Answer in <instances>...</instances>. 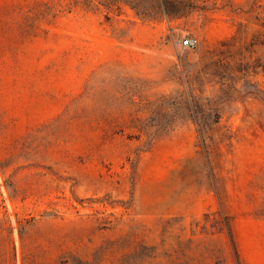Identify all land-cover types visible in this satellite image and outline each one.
Masks as SVG:
<instances>
[{
  "label": "rangeland",
  "instance_id": "rangeland-1",
  "mask_svg": "<svg viewBox=\"0 0 264 264\" xmlns=\"http://www.w3.org/2000/svg\"><path fill=\"white\" fill-rule=\"evenodd\" d=\"M0 264H264V0H0Z\"/></svg>",
  "mask_w": 264,
  "mask_h": 264
},
{
  "label": "built area",
  "instance_id": "built-area-1",
  "mask_svg": "<svg viewBox=\"0 0 264 264\" xmlns=\"http://www.w3.org/2000/svg\"><path fill=\"white\" fill-rule=\"evenodd\" d=\"M195 44H196V40L191 39V38H189V39H183L181 41V47L182 48H192V47L195 46Z\"/></svg>",
  "mask_w": 264,
  "mask_h": 264
}]
</instances>
